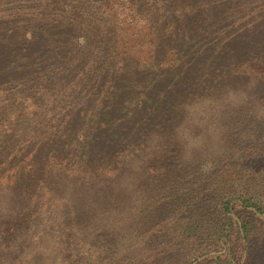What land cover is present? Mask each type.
I'll use <instances>...</instances> for the list:
<instances>
[{
  "label": "trees",
  "instance_id": "obj_1",
  "mask_svg": "<svg viewBox=\"0 0 264 264\" xmlns=\"http://www.w3.org/2000/svg\"><path fill=\"white\" fill-rule=\"evenodd\" d=\"M229 92L264 110V0H0L1 264H261L264 113L217 155L165 140L140 198L117 187Z\"/></svg>",
  "mask_w": 264,
  "mask_h": 264
},
{
  "label": "rangeland",
  "instance_id": "obj_2",
  "mask_svg": "<svg viewBox=\"0 0 264 264\" xmlns=\"http://www.w3.org/2000/svg\"><path fill=\"white\" fill-rule=\"evenodd\" d=\"M209 100L211 99L204 98L183 108L182 119L176 129V134L172 137H162L158 134L151 136L146 144L150 151L137 150L130 155L124 156L122 162L124 164L123 170L126 171L127 177H132L133 175V180H131L129 185H125L126 181H118L117 187H119V189L121 187L126 189L123 191L122 196L125 195V192L132 190L131 200L141 197L139 191L135 190L136 188L139 189L138 186L140 187L141 181L145 179V175L141 174V172L145 169L149 159L159 155L160 146L165 140H167V142L169 141V143H175L180 148L181 162H186L191 158L197 157L199 153L202 154L201 151H204L203 153L217 155L224 151L225 148V136L223 133L228 121L238 116L242 117L248 112V108L253 111L252 113L254 115L264 113V110H262L259 104L247 102L241 92H229L228 98L224 102H212ZM155 151H157V154ZM0 193L3 192L0 191ZM90 231L91 229H88V232ZM254 252L260 254L263 251L255 250ZM253 254L254 253H250L248 255L247 251L245 252V257L252 256ZM0 255L2 258L4 255L5 257L9 256V254L3 252H1ZM199 259H201V257H199L198 260ZM255 261L256 259L253 258V262ZM261 264H264V261Z\"/></svg>",
  "mask_w": 264,
  "mask_h": 264
}]
</instances>
